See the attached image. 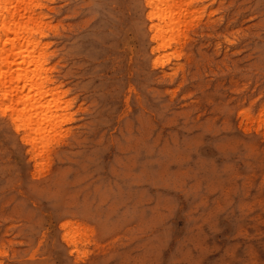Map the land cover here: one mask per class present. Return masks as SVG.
Here are the masks:
<instances>
[{
    "label": "rangeland",
    "instance_id": "374dc122",
    "mask_svg": "<svg viewBox=\"0 0 264 264\" xmlns=\"http://www.w3.org/2000/svg\"><path fill=\"white\" fill-rule=\"evenodd\" d=\"M192 1L156 56L144 0H47L73 106L36 159L0 117V264H264V0Z\"/></svg>",
    "mask_w": 264,
    "mask_h": 264
},
{
    "label": "bare ground",
    "instance_id": "6f19581e",
    "mask_svg": "<svg viewBox=\"0 0 264 264\" xmlns=\"http://www.w3.org/2000/svg\"><path fill=\"white\" fill-rule=\"evenodd\" d=\"M46 2L0 0V117L35 159L42 158L50 144L63 134L73 106L51 76L49 45L44 42ZM143 3L152 44L149 49L152 55L160 54L175 41L170 33L176 26L185 22L190 13L195 15V4L187 0ZM79 236L77 228L66 233L75 247L81 244Z\"/></svg>",
    "mask_w": 264,
    "mask_h": 264
}]
</instances>
